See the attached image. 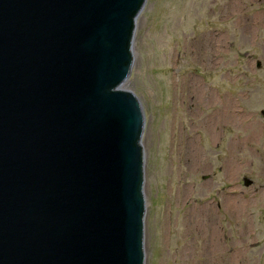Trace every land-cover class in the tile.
<instances>
[{
    "label": "water",
    "instance_id": "1",
    "mask_svg": "<svg viewBox=\"0 0 264 264\" xmlns=\"http://www.w3.org/2000/svg\"><path fill=\"white\" fill-rule=\"evenodd\" d=\"M144 5L0 0V264H145Z\"/></svg>",
    "mask_w": 264,
    "mask_h": 264
},
{
    "label": "rangeland",
    "instance_id": "2",
    "mask_svg": "<svg viewBox=\"0 0 264 264\" xmlns=\"http://www.w3.org/2000/svg\"><path fill=\"white\" fill-rule=\"evenodd\" d=\"M232 1L146 0L137 19L126 88L145 116V264H188V215L208 203L226 264H264V0ZM226 198L246 206L230 214Z\"/></svg>",
    "mask_w": 264,
    "mask_h": 264
},
{
    "label": "bare ground",
    "instance_id": "3",
    "mask_svg": "<svg viewBox=\"0 0 264 264\" xmlns=\"http://www.w3.org/2000/svg\"><path fill=\"white\" fill-rule=\"evenodd\" d=\"M230 5L235 11L241 8V4L236 0H233ZM204 48H206V46ZM124 89H126V85L124 86ZM200 93L210 97V94L205 89L195 85L193 89H190L189 96H197ZM203 101L205 102V100H202L200 97L199 102L203 104ZM185 146L188 160L192 164L201 162V158L194 145V140L190 135L185 139ZM243 205L246 206V203L239 198L225 199V206L230 214L239 213V210ZM214 218H216V215L214 206H212L211 203L197 207L189 213L188 229L193 240L187 242L185 248L181 251L183 261L188 264H226L223 235ZM197 238L202 242L198 250L193 248L194 241H196ZM234 264L240 263L234 262Z\"/></svg>",
    "mask_w": 264,
    "mask_h": 264
}]
</instances>
